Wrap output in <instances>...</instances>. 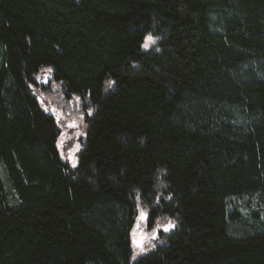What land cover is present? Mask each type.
I'll use <instances>...</instances> for the list:
<instances>
[{"label":"trees","instance_id":"16d2710c","mask_svg":"<svg viewBox=\"0 0 264 264\" xmlns=\"http://www.w3.org/2000/svg\"><path fill=\"white\" fill-rule=\"evenodd\" d=\"M138 203L175 224L134 256ZM0 264H264V0H0Z\"/></svg>","mask_w":264,"mask_h":264},{"label":"rangeland","instance_id":"374dc122","mask_svg":"<svg viewBox=\"0 0 264 264\" xmlns=\"http://www.w3.org/2000/svg\"><path fill=\"white\" fill-rule=\"evenodd\" d=\"M155 42L156 38L148 35L143 46L148 49ZM29 90L41 107L55 118L59 130L57 147L62 160L70 166H75L86 134L85 118L92 112L89 103L79 93L63 92L59 83L51 79L47 69L34 76V82L29 83ZM174 224V219L160 216L149 226L148 210L138 203L135 222L131 229L134 256L148 252L156 242L161 241L160 235L168 232Z\"/></svg>","mask_w":264,"mask_h":264},{"label":"snow or ice","instance_id":"6c2138e0","mask_svg":"<svg viewBox=\"0 0 264 264\" xmlns=\"http://www.w3.org/2000/svg\"><path fill=\"white\" fill-rule=\"evenodd\" d=\"M149 40L151 39V37L148 38ZM145 47H147V44H145Z\"/></svg>","mask_w":264,"mask_h":264}]
</instances>
